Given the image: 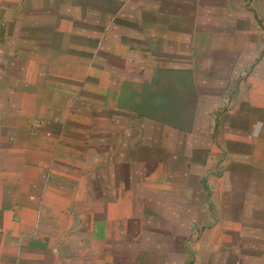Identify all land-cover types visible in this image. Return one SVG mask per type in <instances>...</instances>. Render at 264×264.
<instances>
[{
	"label": "crops",
	"instance_id": "crops-1",
	"mask_svg": "<svg viewBox=\"0 0 264 264\" xmlns=\"http://www.w3.org/2000/svg\"><path fill=\"white\" fill-rule=\"evenodd\" d=\"M177 249L264 264V0H0V264Z\"/></svg>",
	"mask_w": 264,
	"mask_h": 264
},
{
	"label": "rangeland",
	"instance_id": "rangeland-1",
	"mask_svg": "<svg viewBox=\"0 0 264 264\" xmlns=\"http://www.w3.org/2000/svg\"><path fill=\"white\" fill-rule=\"evenodd\" d=\"M188 155H193V154H188ZM196 155H198V154H196ZM206 204H207V207L209 206V202L208 201H206ZM206 207V209H209V208H207ZM204 208H205V204H204ZM205 220V222H204V225L205 226H207L208 225V218H206V219H204ZM178 248V247H177ZM173 251V250H172ZM183 252V250H179L178 251V249L176 250V251H174V252H172V254H174V255H172V264H173V262L174 261H178L179 262V260H180V254ZM195 260V259H194ZM193 260V261H194ZM189 264V263H188Z\"/></svg>",
	"mask_w": 264,
	"mask_h": 264
}]
</instances>
